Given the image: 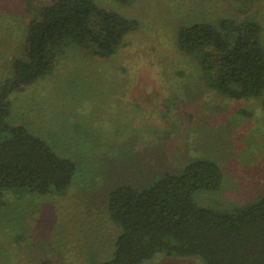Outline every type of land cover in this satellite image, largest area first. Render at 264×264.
<instances>
[{"label":"rangeland","instance_id":"rangeland-1","mask_svg":"<svg viewBox=\"0 0 264 264\" xmlns=\"http://www.w3.org/2000/svg\"><path fill=\"white\" fill-rule=\"evenodd\" d=\"M55 0H0V90L24 56L29 24ZM139 27L109 59L70 47L51 75L11 96L12 125H24L76 164L65 195L21 189L0 198V264H99L112 259L120 227L109 193L145 187L189 161L209 158L223 170L218 190L200 204L234 209L264 196V109L211 89L207 74L179 47L195 23L257 21L264 0H94ZM234 33L231 32L230 36ZM144 264H203L164 251Z\"/></svg>","mask_w":264,"mask_h":264},{"label":"trees","instance_id":"trees-1","mask_svg":"<svg viewBox=\"0 0 264 264\" xmlns=\"http://www.w3.org/2000/svg\"><path fill=\"white\" fill-rule=\"evenodd\" d=\"M231 25L183 27L178 47L198 60L211 89L234 100L258 99L264 109L263 28L257 21L237 23L233 31ZM138 27L137 20L94 0H55L32 20L25 54L14 60L13 76L0 90V198L14 189L62 196L76 173L74 161L26 126L10 124L11 96L51 75L68 48L109 59ZM222 182L217 161L196 158L148 186L125 183L112 190L108 210L119 235L112 259L99 264H144L160 250L203 264H264V196L234 209L197 201V193L218 190Z\"/></svg>","mask_w":264,"mask_h":264}]
</instances>
